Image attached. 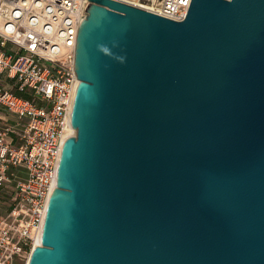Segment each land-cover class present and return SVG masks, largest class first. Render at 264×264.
<instances>
[{"label":"water","instance_id":"water-1","mask_svg":"<svg viewBox=\"0 0 264 264\" xmlns=\"http://www.w3.org/2000/svg\"><path fill=\"white\" fill-rule=\"evenodd\" d=\"M88 2L28 264H264V0Z\"/></svg>","mask_w":264,"mask_h":264},{"label":"built area","instance_id":"built-area-1","mask_svg":"<svg viewBox=\"0 0 264 264\" xmlns=\"http://www.w3.org/2000/svg\"><path fill=\"white\" fill-rule=\"evenodd\" d=\"M190 2L160 0L151 12L181 22ZM89 5L88 0H0V76L14 82L12 88L0 84V111L18 119L16 142L11 129L0 130V189L13 195V205L0 217V264H28L41 237L70 128L77 35Z\"/></svg>","mask_w":264,"mask_h":264},{"label":"rangeland","instance_id":"rangeland-1","mask_svg":"<svg viewBox=\"0 0 264 264\" xmlns=\"http://www.w3.org/2000/svg\"><path fill=\"white\" fill-rule=\"evenodd\" d=\"M125 2L129 4H134L137 5L140 8H151L155 9L158 5L160 0H155L156 2L154 3L153 0H124ZM0 84L7 88H12L13 81L10 80L8 77L4 75L0 76ZM4 189V190H3ZM0 189V217L4 216L7 213V210L12 204L13 201V195L11 194V190L9 189Z\"/></svg>","mask_w":264,"mask_h":264},{"label":"crops","instance_id":"crops-1","mask_svg":"<svg viewBox=\"0 0 264 264\" xmlns=\"http://www.w3.org/2000/svg\"><path fill=\"white\" fill-rule=\"evenodd\" d=\"M17 122H18V119L15 117V115H12L6 112L5 110L0 111V130L3 128L11 129L12 132L10 133V136L14 140V142H16L17 140H16V135L13 133V128L16 126Z\"/></svg>","mask_w":264,"mask_h":264},{"label":"bare ground","instance_id":"bare-ground-1","mask_svg":"<svg viewBox=\"0 0 264 264\" xmlns=\"http://www.w3.org/2000/svg\"><path fill=\"white\" fill-rule=\"evenodd\" d=\"M153 2L155 3L156 1L153 0ZM126 3H127V2H126ZM127 4H129V3H127ZM129 5H132V4H129ZM132 6L138 7L137 5H134V4H133ZM138 8H140V7H138ZM140 9H143V10H145V11H149V12L155 10V9H151V8H140ZM74 135H75V131L70 127L69 130H68V133H67L66 136H65V139H67V138H69V137H71V136H74ZM40 243H41V237L39 236V237L37 238L36 242H35V246H36V247L39 246Z\"/></svg>","mask_w":264,"mask_h":264},{"label":"trees","instance_id":"trees-1","mask_svg":"<svg viewBox=\"0 0 264 264\" xmlns=\"http://www.w3.org/2000/svg\"><path fill=\"white\" fill-rule=\"evenodd\" d=\"M9 209H10V207H9ZM9 209L7 210V212L9 211Z\"/></svg>","mask_w":264,"mask_h":264}]
</instances>
